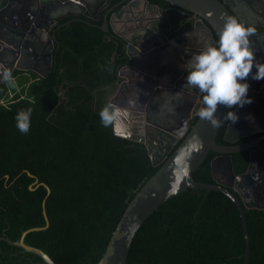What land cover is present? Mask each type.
<instances>
[{
  "label": "trees",
  "instance_id": "trees-1",
  "mask_svg": "<svg viewBox=\"0 0 264 264\" xmlns=\"http://www.w3.org/2000/svg\"><path fill=\"white\" fill-rule=\"evenodd\" d=\"M103 21L65 17L53 29L49 73L17 69L15 87L6 80L0 87V236L19 240L27 229L45 226V201L50 225L29 232L25 241L58 264H97L129 203L160 167L144 143L117 135L114 124H101L99 113L128 61L124 40L105 31ZM29 107L31 128L24 134L15 116ZM225 131L226 124L217 141L230 144ZM215 156L211 151L194 172L196 180L215 182ZM233 163L235 172L243 173L248 152L235 153ZM246 214L249 264H264V207L246 208ZM246 251L241 211L233 199L219 190L189 188L146 219L128 264H245ZM41 260L0 239V264Z\"/></svg>",
  "mask_w": 264,
  "mask_h": 264
},
{
  "label": "water",
  "instance_id": "water-1",
  "mask_svg": "<svg viewBox=\"0 0 264 264\" xmlns=\"http://www.w3.org/2000/svg\"><path fill=\"white\" fill-rule=\"evenodd\" d=\"M124 1L127 3L115 12L112 18V23L123 19L124 24H130L125 31L116 30V33L126 43L129 59V64L119 72L120 78L124 79V83L131 80L132 76L128 74L131 71L134 74L148 76L154 80L155 78L163 80L166 84V77L160 73L180 63L181 66H184L187 63L184 55L187 48L179 46L175 38L170 40L165 33L150 28L147 21L143 23V26H140L136 23V18L132 19L130 17L131 13H139L140 15L144 10L149 12L155 9L159 12L158 5H154L150 0ZM166 1L178 8L190 11L194 18H198L194 29L191 31V36L200 38L199 41L201 42L207 37L208 44L218 42L224 23L223 17L237 15L241 20V16L235 7V0ZM245 1L252 3L250 0ZM256 1L264 2L262 0ZM110 3L111 0H0V82L4 79L5 73H10L15 67H18L21 49L26 48L31 54H34L35 48L44 39H47L51 44L50 50H53L55 34L54 32L50 33V31L52 26L62 17L70 14L82 15L84 12L86 15H91ZM57 11H60L59 15L57 17L53 16ZM126 20L127 22H125ZM247 24L257 26L255 23ZM102 27L106 31L110 29L108 15H106ZM250 40L251 46L256 50L258 60L264 63V57L262 56L264 32H256ZM205 46L206 44H203L202 49ZM48 54V70L41 74L43 76H46L52 67V51H49ZM255 71L257 69L254 67L252 72ZM247 81L250 84L248 96L252 98L253 102L246 104L243 108L233 106L229 109L223 105H218L216 115L221 120L228 111H235L240 117L236 123L222 121L219 127H213L209 121L200 117L194 121V124H192L193 121L189 124L195 101L185 105V111L180 119L178 114L176 117H172V121L178 124L177 127L166 129L160 124L151 123L147 119V111L150 110L152 102L159 99L161 92L164 91L161 85L157 84L158 81L152 87H149L148 93L143 96V101L139 105H120L119 103L115 104L114 99L110 101L111 104L128 113L122 121L114 124L115 133L144 143L148 147L153 164L155 166L160 165V167L129 203L111 236L105 253L97 264H128V255L133 239L146 219L171 197L183 193L189 188L208 191L219 190L232 198L237 204L241 211L247 244L245 264H249L251 244L246 208H262L264 204L256 205V203L247 201L244 190L257 191L263 188L262 176L256 173V169L259 166L264 169V161L261 155H264V146L261 145L260 140L246 144H237L236 142L242 137L264 132V79L254 80L250 74ZM192 96L197 98L196 95ZM224 124H226L224 139L230 144H221L217 141L219 131ZM150 129L155 131L153 132L155 136H151ZM181 139L182 141L178 144ZM251 148L254 149L250 153L248 171L244 174H236L233 154ZM258 149L261 153L258 152ZM211 151L217 154L211 162L215 182L198 181L193 176L194 172L205 161ZM219 174H225L228 181L222 180ZM38 181L37 179L36 183ZM42 184L46 186L48 193H50V186L46 183ZM236 192L239 195H236ZM43 205L46 218L45 226L27 229L19 240H12L4 236H0V239H4L28 252L35 253L42 258L41 261L32 264H58L46 251L25 241V237L29 232L42 230L50 225L45 201Z\"/></svg>",
  "mask_w": 264,
  "mask_h": 264
},
{
  "label": "flooded vegetation",
  "instance_id": "flooded-vegetation-1",
  "mask_svg": "<svg viewBox=\"0 0 264 264\" xmlns=\"http://www.w3.org/2000/svg\"><path fill=\"white\" fill-rule=\"evenodd\" d=\"M112 1L113 0H111L110 4L106 5L105 7H102L101 9H99V11L97 10L95 13L91 15H86L85 12L82 15L97 20L103 17L104 19L103 24L105 22L106 15H108V21L110 24V29L108 31L112 30L115 33L116 30L125 31V29L128 28L127 26H130V24L129 25L127 23L124 24L123 19H119L115 21V23L114 22L112 23V18H113V14L119 11L123 7V5H125L127 2H125L124 0H119L117 3L112 4ZM150 2L153 3L154 5L159 6V12H157L155 9L150 10L149 12H145L144 10V12H142L140 15L139 13L138 14L131 13L130 17H132V19L136 18L137 22L136 21L135 22L138 23L140 26H143V23L147 21L149 23L148 25L150 28H154L161 33H165L170 40L175 38L176 43L179 46L187 48V50L184 51V55L187 61L191 58V56L203 50L202 49L203 44L207 45L209 43L207 37L204 38L203 42L199 41L200 38L198 37L195 38L191 35L187 37L186 34L191 33V31L195 27L196 20L198 19V18H194L190 11L183 10L176 6L166 7L165 5H161L157 2H152V1ZM239 4L240 6L238 9L236 8V10L241 16V20L245 23L257 24L256 26L257 32L263 33L264 32V2H262L261 4L258 3L256 4V3H248L245 0H239ZM253 6L255 13H252L250 11L251 7ZM111 8L113 9L110 10ZM59 13L60 11H57L54 14L53 13L52 14L53 16L57 17ZM71 15H77V14H70L67 16H71ZM77 16H81V15H77ZM65 17H62L60 20H58L56 24L52 26L50 33H53V29L55 28V26L60 24L61 20L64 19ZM125 22H127V20ZM116 34L119 35L118 33ZM50 45H51L50 42L47 41V39H44L41 42V44L35 48L34 54H31L26 48L21 49V53L18 58V67H15L11 72L10 71L9 72L13 74L17 69L30 70L34 74H40V75L47 72L48 60H49L48 52L52 51L50 50ZM125 48H126V43H125ZM262 56L264 57V51L262 53ZM261 63L263 62L261 61ZM128 64H129V59L127 63L124 66H122V68L127 66ZM181 65H182L181 63L177 64L172 68L170 67L171 69L169 70L165 69L166 71L160 73L162 74V76L166 77L167 80L166 84H164L165 82L163 80H159L156 78L154 80L151 77L142 76L141 74H134L133 72L129 71L128 74L132 76V79L124 83L123 82L124 79L120 78L114 92L111 93L109 96V103L112 99H114L115 104L119 103L120 105H129V104L139 105L143 101V96L148 93L149 87H152L153 84L158 81L157 84L159 86L161 85L164 91L161 92L159 99H156L152 102L150 106V110L147 111V119L151 123H155V124L157 123L166 127V129H173L177 127L178 124L172 121V117H176V115L178 114V118L180 119L185 111V105L195 101L196 103L192 107L193 112H192L191 120L189 122V124H191L195 116L198 115L199 110L203 107L202 94L199 92L198 89H189L183 87L186 81L187 71ZM4 82L5 79H3L0 82V87ZM189 91H192L194 93L192 92L190 93ZM177 93H179L178 97L176 96ZM192 95H196L197 98H195V96L193 97ZM172 107L175 108V111L169 112L168 109ZM153 132L155 131L153 129H150L151 136H155ZM243 138H248V139L245 140L244 142H239ZM257 140H260L261 145L264 146V132H259L246 137H242L236 143L246 144V143L256 142ZM252 149L254 148H251L250 150H244L247 151L249 154V163L247 169L243 173H236V174L238 175L244 174L248 171L250 165V153ZM258 152L261 153L259 149ZM261 155L264 161V155L263 154ZM256 173L261 174L262 176L263 188L257 191L256 190L251 191L249 189L247 190L245 189L244 194L247 201L256 203V205H261L264 204V169H261L259 166V168L256 169ZM219 176L221 177L222 180L228 181V178L225 174H219Z\"/></svg>",
  "mask_w": 264,
  "mask_h": 264
},
{
  "label": "clouds",
  "instance_id": "clouds-1",
  "mask_svg": "<svg viewBox=\"0 0 264 264\" xmlns=\"http://www.w3.org/2000/svg\"><path fill=\"white\" fill-rule=\"evenodd\" d=\"M235 3L238 9L239 0H235ZM223 20L218 42L207 44L183 66L187 71L183 87L199 90L203 107L198 115L201 119L209 121L213 127H219L222 121L236 123L240 119L235 111H228L221 120L216 115L218 105L229 109L233 106L243 108L253 102L248 96L250 84L247 78L250 74L254 80L264 79V63L258 60L250 40L257 28L241 21L237 15H227ZM186 35L188 37L191 33ZM254 67L257 71L253 73ZM4 79L15 87L11 73H5ZM176 96L178 97L179 93ZM32 111L29 107L17 112L16 127L21 133L27 134L30 131ZM168 111L174 112L175 108H169ZM127 115V112L111 103L106 104L99 113L104 127L122 121Z\"/></svg>",
  "mask_w": 264,
  "mask_h": 264
},
{
  "label": "crops",
  "instance_id": "crops-1",
  "mask_svg": "<svg viewBox=\"0 0 264 264\" xmlns=\"http://www.w3.org/2000/svg\"><path fill=\"white\" fill-rule=\"evenodd\" d=\"M250 1H252V3H256V4L258 3V4H261V2L256 1V0H250ZM250 11H251L252 13H255L254 6L251 7ZM252 15H253V14H252Z\"/></svg>",
  "mask_w": 264,
  "mask_h": 264
},
{
  "label": "rangeland",
  "instance_id": "rangeland-1",
  "mask_svg": "<svg viewBox=\"0 0 264 264\" xmlns=\"http://www.w3.org/2000/svg\"><path fill=\"white\" fill-rule=\"evenodd\" d=\"M16 82V81H15ZM4 100H6V99H3V100H1V102H3ZM196 108V107H195Z\"/></svg>",
  "mask_w": 264,
  "mask_h": 264
}]
</instances>
